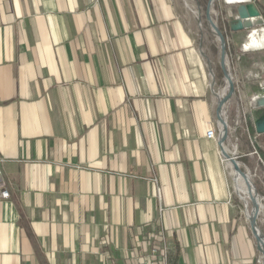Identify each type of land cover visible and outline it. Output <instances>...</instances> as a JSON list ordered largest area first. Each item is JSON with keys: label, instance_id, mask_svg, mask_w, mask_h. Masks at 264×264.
Listing matches in <instances>:
<instances>
[{"label": "crops", "instance_id": "1", "mask_svg": "<svg viewBox=\"0 0 264 264\" xmlns=\"http://www.w3.org/2000/svg\"><path fill=\"white\" fill-rule=\"evenodd\" d=\"M200 44L175 0H0V264H256Z\"/></svg>", "mask_w": 264, "mask_h": 264}, {"label": "rangeland", "instance_id": "2", "mask_svg": "<svg viewBox=\"0 0 264 264\" xmlns=\"http://www.w3.org/2000/svg\"><path fill=\"white\" fill-rule=\"evenodd\" d=\"M175 1L182 4L186 14L196 25L197 42L201 43L200 52L202 51L208 61L211 89L214 96L221 94L226 88V80L220 71V44L207 22L206 12L209 0ZM249 2L255 3L254 0H249ZM262 3V0H257V4L262 5ZM236 7L237 4L228 5L224 0H215L211 8L212 21L226 41V68L234 86V95L224 108V114L228 117H226L227 123L234 130L225 147L229 151L235 147L233 157L238 162L241 171L248 174L256 187V193L263 206V210L257 216L256 224L264 237V134L255 137L249 134L247 125L252 124L254 119L246 101L249 92L247 84L251 83L257 87L264 82V72L260 69V67L264 68V49L253 50L254 53L248 54L241 51L247 40V32L231 30V23L236 19ZM221 166L224 168L227 181H229L230 199L237 205L240 218L247 225L248 239L254 248L256 264H264L246 220L244 205L234 190L232 177L223 160H221Z\"/></svg>", "mask_w": 264, "mask_h": 264}, {"label": "water", "instance_id": "3", "mask_svg": "<svg viewBox=\"0 0 264 264\" xmlns=\"http://www.w3.org/2000/svg\"><path fill=\"white\" fill-rule=\"evenodd\" d=\"M215 0H209L208 5H207V12H206V17H207V22L212 27L214 34L216 35L219 44H220V68L222 70V73L224 74V78L226 82H229V91L225 97H223L221 100L218 101L217 103V109H216V114H217V120L218 123L221 120L220 118V113L222 112V107L225 105L230 98L234 95V86L232 83V80L229 79V71L226 68V41L225 38L222 36L220 33L219 29L216 27V24L212 21L211 18V8L213 5V2ZM264 28V19L260 13V11L257 9V7L254 5V3H250L249 1L246 3H239L237 4L236 7V19L231 23V30L234 32H242V31H251L254 29H260ZM231 76V75H230ZM249 107L252 110H257V109H262L264 108V85L259 86L258 91L255 92L252 97L248 101ZM220 125V124H219ZM222 131L221 135L218 140V144L221 150V153L223 155L224 153V143L226 141L227 137V123L224 121L223 125H221ZM255 130L258 135L264 134V117L259 119L255 123ZM231 162L237 167L238 162H236L234 157H231ZM238 172L243 175L246 178V175L238 169ZM248 180V178H246ZM248 182L253 186L255 195L258 197L256 193V187L254 183L250 180ZM246 211V209H245ZM256 207L254 206L252 208L251 214L248 218V223H249V228L251 231V234L255 241L258 240V237H256L252 231V228L256 227ZM254 216H253V215Z\"/></svg>", "mask_w": 264, "mask_h": 264}, {"label": "bare ground", "instance_id": "4", "mask_svg": "<svg viewBox=\"0 0 264 264\" xmlns=\"http://www.w3.org/2000/svg\"><path fill=\"white\" fill-rule=\"evenodd\" d=\"M224 1L228 3L229 5V4L246 3L249 0H224ZM211 30L213 31L212 27H211ZM248 32H250L249 37L244 43V45L242 46V48L246 51L264 49V28L254 29ZM229 79L232 80L230 75H229ZM263 85L264 83L261 84V86ZM228 91H229V82L227 81L226 88H224V91H222V93L219 94L218 96L219 100L225 97ZM224 106L225 105H223L222 110H221L222 112L220 113V118H221V120L219 121L220 127L221 125H223L224 121H226L225 114H224ZM223 150H224L223 155L221 153L222 160L224 162L226 169H228L230 172V175L233 181L234 190L238 198L244 205V208L246 209L245 217H246V220L248 221L252 208L254 206L256 207L255 213H256V216H258L260 212L263 210V206L261 204L259 196L257 197L255 195L253 186L248 182V180H250L248 174L244 173L246 175V178H248V180H246V178L238 172V169L241 170L239 164L236 167L231 162V157H233V154L236 150L235 147L233 148L232 151H229L226 147H224ZM252 231L254 235L258 237V240L256 241L257 249L259 250L262 256V259L264 260V237L261 235L257 224L255 228H252Z\"/></svg>", "mask_w": 264, "mask_h": 264}, {"label": "built area", "instance_id": "5", "mask_svg": "<svg viewBox=\"0 0 264 264\" xmlns=\"http://www.w3.org/2000/svg\"><path fill=\"white\" fill-rule=\"evenodd\" d=\"M218 96L219 94L215 95V97L217 98V103L219 101ZM225 118H226V115H225ZM226 123H227V119H226ZM217 128H218V131H216L213 128L209 129L206 132V137L208 139L219 140V137L222 131V128L219 126V123L217 124ZM233 131L234 130L231 129L227 123V137L224 143V147H225V144L232 137ZM8 198H9V193L7 190V185L5 181L2 179L1 171H0V200H7ZM158 211H159V214L161 215V213L163 212V208L161 207V205H159ZM158 241H159V244H153L150 241H144V242L138 243L137 248H136L134 264H179L178 262L174 261L170 257V253H169L167 244L165 243V238L163 235H161L158 238Z\"/></svg>", "mask_w": 264, "mask_h": 264}, {"label": "trees", "instance_id": "6", "mask_svg": "<svg viewBox=\"0 0 264 264\" xmlns=\"http://www.w3.org/2000/svg\"><path fill=\"white\" fill-rule=\"evenodd\" d=\"M262 16L264 17V15L262 14ZM260 118H262V116H260ZM248 131H249V134L252 135L253 133V129L252 127H248ZM253 136V135H252Z\"/></svg>", "mask_w": 264, "mask_h": 264}]
</instances>
